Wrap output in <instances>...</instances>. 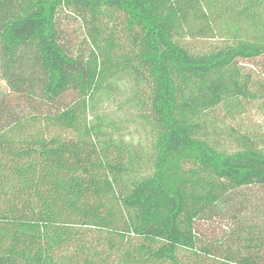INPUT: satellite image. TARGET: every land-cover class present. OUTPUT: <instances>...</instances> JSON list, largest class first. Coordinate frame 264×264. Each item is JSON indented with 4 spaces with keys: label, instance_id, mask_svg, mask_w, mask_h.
<instances>
[{
    "label": "trees",
    "instance_id": "obj_1",
    "mask_svg": "<svg viewBox=\"0 0 264 264\" xmlns=\"http://www.w3.org/2000/svg\"><path fill=\"white\" fill-rule=\"evenodd\" d=\"M232 2L253 31L194 49L222 0H0V264H264V135L232 129L224 151L207 133L224 107L264 102V72L244 66L264 54V0ZM122 82L149 157L95 110Z\"/></svg>",
    "mask_w": 264,
    "mask_h": 264
},
{
    "label": "rangeland",
    "instance_id": "obj_2",
    "mask_svg": "<svg viewBox=\"0 0 264 264\" xmlns=\"http://www.w3.org/2000/svg\"><path fill=\"white\" fill-rule=\"evenodd\" d=\"M222 3L228 6V10L219 19L214 21V26L218 29L215 31L216 33H210L207 37H188L185 41L190 47L202 49L208 45L222 43L224 39L232 38L228 35L229 33H234L235 24H239L246 34L253 31L249 18L244 17V14H240L238 22L230 18V16H235L239 9H242V2L238 6L237 2H232V0H226V2L222 0ZM239 12L240 10L238 14ZM250 14L254 17V23L256 25L259 24L264 19V2L258 4L253 10L251 9ZM61 26L65 29L64 34L66 37L64 39L70 40V44L74 49H85L88 53V47L83 43L84 27L78 22L75 15L70 13L62 14ZM236 32V36H244L242 32L238 34ZM244 66L247 69L254 68L258 73L264 72V54L252 63H245ZM255 70L253 73L256 72ZM126 83H120V90L114 96H101L95 110L99 114H104L113 122L115 130H111V128L107 129L113 134L115 140L123 141L126 146L135 149L146 158L151 155L152 146L155 141L154 134L150 125L139 115L137 109L125 102L128 89ZM5 90L6 83L0 75V92ZM208 125L207 133L214 140L217 147L224 151H233L238 146L234 133L242 134L248 132L264 135V102L259 100L245 106L224 107L217 113L216 118L209 119ZM258 193L259 196L264 198V188L259 189ZM255 202V205L259 204L264 209V200L258 203V199H256ZM226 226L227 220L220 218L207 223L206 228H208V231L221 232L225 230Z\"/></svg>",
    "mask_w": 264,
    "mask_h": 264
}]
</instances>
